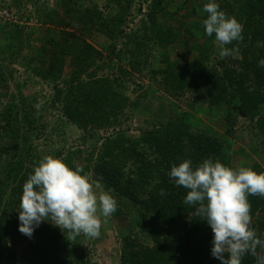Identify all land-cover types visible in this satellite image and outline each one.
Listing matches in <instances>:
<instances>
[{
	"label": "trees",
	"instance_id": "obj_1",
	"mask_svg": "<svg viewBox=\"0 0 264 264\" xmlns=\"http://www.w3.org/2000/svg\"><path fill=\"white\" fill-rule=\"evenodd\" d=\"M59 1L64 13L58 11V27L69 26L71 29H62L58 39L51 38L50 42L58 54L55 50L49 54L48 50L42 70L37 73L43 79H49V74L58 73L59 80L65 63L64 56L71 55V76L65 85L57 84L55 89L64 116L83 130L111 127L128 106L130 98L123 93L119 76H98L91 71L93 74L89 73L85 78L88 66L104 54L90 44L83 33L99 29L116 38L119 25L115 18L105 19L100 11L91 8L77 14L75 0ZM164 1L152 0L144 27L146 37H152L161 46L167 47L176 41L178 33L173 25L165 26L159 20ZM225 1L227 8L224 11L243 26V39L227 45L229 52L239 55L234 59L235 66L225 59L209 66L202 51L193 61H167L163 81L168 90L180 92L189 87L194 89L195 94L208 97L210 106L223 110L224 120L231 127L232 115H250L254 118L260 116L259 109L264 105V67L258 66V61L264 58V0ZM205 18L206 15L201 20L190 22L186 30L206 38L208 46L212 37L205 34ZM78 25L80 30L76 32L73 28ZM55 57L58 65L53 59ZM27 107L24 104L22 120L34 128L36 115L33 117L32 113L27 112ZM16 108L11 107L3 115L4 128L13 131L14 135L21 130L15 129L16 112L21 111ZM190 118L180 116L168 121L162 129L146 131L137 137L122 132L109 136L92 154L94 158L89 160L95 179L115 199H128L135 205L138 230L151 241L142 245L124 237L127 249L122 254L123 264H221L211 255V227L203 217L197 215L196 206L184 204L188 190L176 186L168 175L171 165L184 158H191L194 164L212 158L232 167L231 162L222 157L226 142L209 130L194 132ZM27 132H31V129H26L24 134ZM27 141L26 136L24 141L15 137L9 143H0V175L3 173L0 176V199L5 194V187L14 183L8 203L3 206L0 202V264H72L64 256L68 243L63 231L47 221L34 230V239L26 242L21 253L16 250L15 237L20 233L18 207L22 186L37 164L35 156L28 158V164L18 157L28 149ZM64 160L69 164L71 154H67ZM161 190L164 195L160 194ZM248 199L252 227L262 234L264 197L257 195ZM257 252L264 255L262 249L258 248ZM242 264H255V257L245 255Z\"/></svg>",
	"mask_w": 264,
	"mask_h": 264
},
{
	"label": "rangeland",
	"instance_id": "obj_2",
	"mask_svg": "<svg viewBox=\"0 0 264 264\" xmlns=\"http://www.w3.org/2000/svg\"><path fill=\"white\" fill-rule=\"evenodd\" d=\"M75 1L77 14L85 8H91L100 11L105 19H116L119 25L116 38L99 29L83 33L85 39L104 54L88 66L84 75L87 78L92 71L98 76H119L124 87L123 93L130 98L128 106L111 127L83 130L68 120L64 116L62 103L56 99L55 89L57 84L65 85L71 76V55L64 56L65 63L59 80L58 73L49 74V79H43L37 73L42 70L48 50L49 54L52 50L58 54L50 42L51 38L58 39L62 29H71L69 26L58 27V11L64 13L58 4L60 1L0 0L1 144L9 143L15 137L24 141L27 136L28 149L18 156L23 158L25 164H28L30 156L37 157L38 163L46 155L64 160L67 154H71L69 165L81 166L99 194L108 190L95 179L89 160L100 149L105 138L120 132L137 137L146 131L162 129L168 121L180 116H191L189 122L194 132L209 130L226 142L222 157L229 160L233 168L250 166L257 171H264V105L259 109L260 116L254 118L250 115H232L233 123L230 127L224 120L223 110L210 106L208 97L195 94L194 89L189 87L180 92L168 90L164 84L163 71L167 61H193L202 51L209 66L224 59L235 66L234 59L238 58V54L229 52L221 56L214 37L207 46L206 38L186 30L190 22L201 20L206 15L202 12L206 1H164L159 20L165 26L173 25L178 33L176 41L167 47L161 46L152 37H146L144 22L148 20L147 13L152 0ZM218 2L221 9L226 10V1ZM78 28L79 25L73 29L79 32ZM53 59L58 65L57 57ZM24 104L28 106L27 112L32 113L33 117L36 115L34 128L22 120ZM13 106L21 110L16 112L14 123L15 129L21 130L15 135L13 131L4 128L3 117ZM26 129H31V132L24 134ZM13 185L9 183L5 187V194L0 199L1 205L8 203ZM116 200V211L108 218L101 217L106 222H103L98 237L89 238L83 234L63 232L68 243L64 256L72 264H123L122 254L127 249L124 237L135 240L137 244L151 243L149 237L138 230L135 205L128 199ZM34 237V232L31 237L20 232L15 237L17 252L21 253L26 242Z\"/></svg>",
	"mask_w": 264,
	"mask_h": 264
},
{
	"label": "clouds",
	"instance_id": "obj_3",
	"mask_svg": "<svg viewBox=\"0 0 264 264\" xmlns=\"http://www.w3.org/2000/svg\"><path fill=\"white\" fill-rule=\"evenodd\" d=\"M202 12L205 34L214 36L220 55L226 47L243 39L242 24L221 9L218 0H207ZM264 67V58L258 61ZM174 184L187 189L184 204L196 206L197 215L213 232L211 255L221 264H242L247 254L255 264H264V233L252 227L249 196L264 197V171L252 167L233 168L220 160L205 158L194 164L191 158L173 163L168 173ZM161 195L164 191L161 190ZM117 209L109 191L97 193L90 177L79 165L70 166L52 155L42 157L22 186L18 207L19 231L31 237L42 222H51L63 232L100 235L103 222Z\"/></svg>",
	"mask_w": 264,
	"mask_h": 264
}]
</instances>
